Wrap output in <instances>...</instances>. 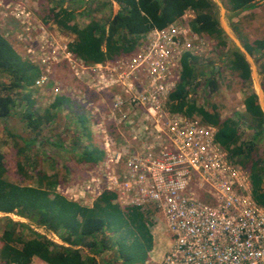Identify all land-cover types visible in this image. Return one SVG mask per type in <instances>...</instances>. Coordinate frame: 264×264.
Returning <instances> with one entry per match:
<instances>
[{"label": "built area", "instance_id": "1", "mask_svg": "<svg viewBox=\"0 0 264 264\" xmlns=\"http://www.w3.org/2000/svg\"><path fill=\"white\" fill-rule=\"evenodd\" d=\"M9 14L17 21L16 45L39 67L28 89L42 88L53 68L66 66L85 78V90L109 93L103 113L85 92L72 91L104 156L73 195L59 194L87 203L112 191L121 207L150 208L151 223L165 226L168 246L159 260L149 255L139 264H264V207L254 202L241 165L230 162L216 142L215 126L168 108L182 55H193L192 42L200 41L189 23L177 22L185 13L162 29L149 30L134 52L98 63L79 59L70 41L57 37L29 6L17 3ZM52 86L56 96L68 95L60 84ZM138 118L142 129L123 135L128 148H113L109 124L132 127Z\"/></svg>", "mask_w": 264, "mask_h": 264}, {"label": "trees", "instance_id": "2", "mask_svg": "<svg viewBox=\"0 0 264 264\" xmlns=\"http://www.w3.org/2000/svg\"><path fill=\"white\" fill-rule=\"evenodd\" d=\"M110 1L119 6L113 15L105 21L90 19L82 27L73 22V13L66 8L60 7L53 13L54 23L62 31L74 35L69 48L85 63L113 60L134 52L140 39L149 30L166 27L187 10L194 13L190 23L192 30L214 37L221 45L224 44L222 29L214 14L211 0ZM225 1L228 10L233 14L253 9L258 4V0ZM242 43L249 54L254 50L264 49V38L249 42L243 37ZM228 65L241 80L251 79V68L242 51L237 48L231 50ZM199 68L194 56L189 53L182 55L180 80L169 96L168 108L189 117L198 116L205 123L217 128L216 142L226 150L230 162L248 168L252 198L256 204L264 207V157L253 156L257 141L264 135V112L257 102L258 96L251 91L244 97L247 126L254 130V134L252 139L241 141L235 120L230 117L221 119L214 105L208 110L189 97L187 88L193 85L199 72H202V67ZM0 73L11 78L10 84L3 86L8 90L29 86L39 75V67L24 59L1 33ZM205 85L212 90L217 88L216 79L211 72L205 79ZM32 97L28 93L20 98V101L26 103L23 118L31 129H39L44 121H51V110L59 106L73 111L78 124L86 127L83 105L73 97L66 94L52 97L43 115L37 113L38 106L33 109L36 100ZM13 104L10 94L0 95L1 120L12 114ZM108 127L112 145L117 147L116 138L124 135L120 129L124 128L127 134L131 125L115 127L109 124ZM136 129L139 130L138 127ZM74 143L79 144L78 137ZM89 146L80 149L78 159L96 163L103 156V152L93 142ZM18 165L23 167L19 162ZM5 173L6 168L0 153V213L13 212L34 221L37 226H44L59 235L64 244H55L31 229L33 235L24 239L15 227L27 225L6 221L0 236V264H31L34 257L47 264H100L98 256L105 251L112 253L109 264H139L148 257V252L153 247L152 233L148 227L153 213L150 208L138 205L121 207L114 202L116 194L112 191H104L91 205H84L58 193L50 196V190L58 182L57 175L42 174L37 177L36 185H21L7 180Z\"/></svg>", "mask_w": 264, "mask_h": 264}, {"label": "rangeland", "instance_id": "3", "mask_svg": "<svg viewBox=\"0 0 264 264\" xmlns=\"http://www.w3.org/2000/svg\"><path fill=\"white\" fill-rule=\"evenodd\" d=\"M211 1L219 27L223 31L221 37L224 44L221 45L217 39L205 34H199V42H192V51H194L192 56L197 59V67H202V72H199V75L193 81V85L187 88L189 97L197 105L208 110L214 105L220 113L221 119L230 117L235 120L238 124L240 140H249L252 139L254 130L247 126L243 100L248 93L255 89L258 94L257 102L264 112V49L254 50L252 54H249L244 49L242 41L243 37L249 42L264 38V0H258L255 8L242 11L239 14L231 13L225 0ZM17 3L27 8L29 6L34 12L36 11L37 17L48 24L49 29L57 37L65 39L67 42H71L74 39V35L62 31L53 21V13L60 7L73 11V22L78 26H83L90 19L105 21L118 10V5L110 0H0V33L26 60L28 59L23 55V48H19L20 44L16 45L14 37L17 21L9 14V9ZM185 14V18H180L177 22L181 25L184 23H189L190 25L194 18V13L186 11ZM236 48L244 53L250 64L251 79L249 81L241 80L229 68L228 57L230 56V51ZM210 72L217 82L215 90L205 85V79ZM84 81L85 78L75 77L66 66H57L51 71L50 81L42 88L28 89V86H25L8 90L4 89L3 86L9 85L11 78L4 73H0V95L10 94L12 101L14 100L12 114L2 120L0 119V153L6 168L5 177L7 180L21 185H36L37 177L42 174L57 175L58 182L53 187V190L49 192L50 196H53L55 193L59 194L60 191L72 193L76 186L79 187L81 185L83 179H87L92 168L104 156L98 138L93 135V130L91 131V120L85 115L87 120L86 127L80 126L73 111L65 106H59L51 110L50 114L53 116L51 121H44L39 129H31L27 125V120L23 118L24 111H26V103L20 101L22 95L30 93V95H33L32 99L36 100L33 109L38 106L37 109L35 108L37 113L43 115L45 109L49 106L51 98L56 96V90L54 91V86H52L56 83L63 87L60 90L62 93H67L70 96H72L74 89L79 88L86 93L88 99L91 97V101L98 103L101 111L105 113L109 104V93L104 92L100 95L91 93L84 89ZM94 96L95 98H93ZM132 125L128 130L129 135L137 132L136 127L141 130L143 122L138 118L135 119ZM120 132L126 135L124 128H121ZM76 137H78L79 142L77 145L74 143ZM116 139L115 144L117 147L112 146L113 148L121 151L128 148L123 140V135ZM90 142L95 143L98 149L103 152V156L96 163L83 162L78 159L80 149L82 147L89 148ZM253 156L264 157V135L257 141ZM18 162L21 163L22 168L19 167ZM241 168L247 176L245 179L246 187L251 191L252 185L249 170L245 166H241ZM57 187L59 190H57ZM92 202L82 203L91 205ZM154 216L156 218L159 217L157 214ZM6 221L25 223L27 227L18 225L15 227V230L24 239L31 237L33 235L31 230H33L44 235L55 244H64L59 235L44 226H37L34 221L20 217L13 212L0 213V236ZM148 227L153 238L152 252H148V257L150 255L154 260H159L168 246L165 226L160 222L154 223V225L150 222ZM1 245L2 241L0 239V248ZM111 254V251L101 253L98 256L100 264H109L112 260ZM81 255L84 256V253L81 252ZM31 264L47 263L34 257Z\"/></svg>", "mask_w": 264, "mask_h": 264}, {"label": "crops", "instance_id": "4", "mask_svg": "<svg viewBox=\"0 0 264 264\" xmlns=\"http://www.w3.org/2000/svg\"><path fill=\"white\" fill-rule=\"evenodd\" d=\"M114 3H115V2H114ZM115 4H117V3H115ZM117 5H118V4H117ZM62 8H65V7H62ZM118 8H119V6H118ZM57 10H58V9H57ZM57 10H56V11H57ZM67 10H70V9H67ZM70 11H72V10H70ZM72 12H73V11H72ZM85 24H86V23H85ZM85 24H84V25H85ZM84 25H83V26H84ZM80 27H82V26H80ZM222 32H223V31H222ZM246 60H247V59H246ZM249 65H250V64H249ZM250 68H251V67H250ZM252 91H253L254 93L257 94V92H256L255 89H253ZM257 96H258V94H257Z\"/></svg>", "mask_w": 264, "mask_h": 264}, {"label": "clouds", "instance_id": "5", "mask_svg": "<svg viewBox=\"0 0 264 264\" xmlns=\"http://www.w3.org/2000/svg\"><path fill=\"white\" fill-rule=\"evenodd\" d=\"M36 12V11H35ZM36 14V13H35ZM13 46V45H12ZM14 47V46H13ZM14 49H16L15 47H14ZM17 52H18V50H16ZM19 53V52H18Z\"/></svg>", "mask_w": 264, "mask_h": 264}]
</instances>
